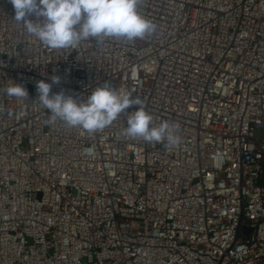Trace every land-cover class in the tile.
I'll list each match as a JSON object with an SVG mask.
<instances>
[{"label":"built area","instance_id":"built-area-1","mask_svg":"<svg viewBox=\"0 0 264 264\" xmlns=\"http://www.w3.org/2000/svg\"><path fill=\"white\" fill-rule=\"evenodd\" d=\"M138 11L154 34L51 49L0 0V264H264V0ZM41 80L131 93L181 142L126 137L137 105L95 133L48 123Z\"/></svg>","mask_w":264,"mask_h":264},{"label":"clouds","instance_id":"clouds-1","mask_svg":"<svg viewBox=\"0 0 264 264\" xmlns=\"http://www.w3.org/2000/svg\"><path fill=\"white\" fill-rule=\"evenodd\" d=\"M15 20L22 23L27 34L38 38L51 49L68 48L89 38L114 37L129 41L154 34L157 25L138 11L139 0H10ZM36 19H28L29 16ZM58 84L60 78L52 77ZM39 101L50 111L48 123L57 119L69 127H79L95 133L110 126L130 106H139L127 118L124 135L143 138L148 143H165L168 148L181 142V137L169 130L168 122L153 125L140 97L119 93L107 84L96 87L84 102L66 95L62 90L51 94L52 84L38 81ZM6 95L20 99L27 89L12 83Z\"/></svg>","mask_w":264,"mask_h":264},{"label":"water","instance_id":"water-1","mask_svg":"<svg viewBox=\"0 0 264 264\" xmlns=\"http://www.w3.org/2000/svg\"><path fill=\"white\" fill-rule=\"evenodd\" d=\"M261 164V173H260V179L262 184L264 185V160L260 162ZM250 227H245L243 233L247 235L250 232Z\"/></svg>","mask_w":264,"mask_h":264}]
</instances>
